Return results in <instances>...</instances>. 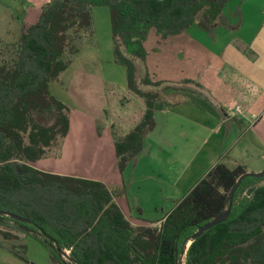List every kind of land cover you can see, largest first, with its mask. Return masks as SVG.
<instances>
[{"label": "trees", "instance_id": "16d2710c", "mask_svg": "<svg viewBox=\"0 0 264 264\" xmlns=\"http://www.w3.org/2000/svg\"><path fill=\"white\" fill-rule=\"evenodd\" d=\"M229 1L51 0L35 24L22 26L11 45L13 56L0 64V211L34 222L54 241L8 216L0 217V225L29 228L27 234L49 251L51 264H179L188 243L186 264H264V177L245 178L227 221L192 239L199 227L228 208L231 191L248 173L242 165L229 168L218 162L159 227L146 229L126 220L102 182L33 167L71 132V110L51 94L50 84L85 45L94 46V7L108 8L113 60L125 67L128 90L145 104L140 122L115 141L122 174L155 128L158 91H186L192 85L204 92L191 80L173 85L149 78L144 42L150 31L163 40L180 35L198 21H215ZM139 62L144 65L140 78ZM34 114L54 115V122L41 125Z\"/></svg>", "mask_w": 264, "mask_h": 264}, {"label": "crops", "instance_id": "0c3cea01", "mask_svg": "<svg viewBox=\"0 0 264 264\" xmlns=\"http://www.w3.org/2000/svg\"><path fill=\"white\" fill-rule=\"evenodd\" d=\"M50 1L26 0L27 26L37 22L42 7ZM107 13L110 19L109 10ZM144 47L152 81L180 85L191 80L204 88L200 92L188 85L186 91H163L164 98L154 109L155 128L146 136L142 152L133 159L153 157V151L160 153L165 147L190 155L173 180V194L180 197L165 198L174 202L164 216L220 161L229 168L242 165L248 173L264 171V0H230L215 21H198L186 32L166 40L152 30ZM111 48L113 53V43ZM167 48L175 57V66L170 69L158 57ZM98 135L99 166L106 161L102 153L112 151L109 158L116 165L117 183L123 190L126 181L118 171L115 143H105L104 147L103 134ZM174 164L172 169L180 167ZM96 181L109 188L101 178ZM27 235L44 248L51 264L46 247ZM11 237L16 239L15 235ZM29 244L28 239L8 246L0 243V249L7 251L0 250V254L10 258L9 264H22V256L32 252L39 255V250H31ZM17 246L20 251L14 250Z\"/></svg>", "mask_w": 264, "mask_h": 264}, {"label": "rangeland", "instance_id": "374dc122", "mask_svg": "<svg viewBox=\"0 0 264 264\" xmlns=\"http://www.w3.org/2000/svg\"><path fill=\"white\" fill-rule=\"evenodd\" d=\"M26 4V0H0V64L13 56L11 45H15L19 40L22 26H27V22H30L24 17ZM93 9L94 46L85 45L69 69L50 84L51 94L71 110V134L66 139L58 140L47 155L33 167L41 171L81 178H101L111 189L114 201L119 204L131 225L137 229L159 227V220L164 217L163 212L168 211L174 202L166 201L165 198L180 197L179 193L173 194V180L190 155L178 154L177 151L165 147L160 153L153 151V157L141 156L137 160H131L123 171L126 181L123 190L117 183L116 165H113L109 158L112 151L102 153L106 161L103 167L99 166L98 134H103L104 147L106 144L112 146L115 141L122 140L142 119L145 104L141 98L128 90L125 67L113 60L108 8ZM169 52L171 51L167 48L158 57L163 60L164 66L170 69L175 66V57ZM140 64L139 62L137 65L138 78L144 76V65L141 64L142 68ZM146 70L148 72L147 66ZM162 82L173 84L169 81ZM143 89L147 90L145 87ZM158 94L163 100V88ZM34 117L44 126H50L54 122V115L34 114ZM178 146L181 147L180 144ZM174 163L180 167L172 169ZM245 196L246 192L242 194V197ZM21 231L16 230L11 222H6L5 226L0 225V243L8 246L9 243H22L28 239L31 250L33 247L37 248L39 255L32 252L22 256V264H50L44 248L29 239L26 231ZM8 235H15L17 241ZM189 245L190 243L180 254L179 264H186ZM14 250L20 251V248L17 246ZM67 253L69 255L70 251ZM65 261L69 262L67 258ZM9 263L10 258L0 254V264Z\"/></svg>", "mask_w": 264, "mask_h": 264}, {"label": "water", "instance_id": "95a60500", "mask_svg": "<svg viewBox=\"0 0 264 264\" xmlns=\"http://www.w3.org/2000/svg\"><path fill=\"white\" fill-rule=\"evenodd\" d=\"M248 177L260 179V178L264 177V171L259 172V173H246V174L242 175L238 179L236 185L234 186L233 190L230 193L228 208L223 213L217 215L212 221H210V222L206 223L205 225L199 227L197 232L192 236L193 240L198 239L208 230H210V229L214 228L215 226L220 225V224L227 221V219L229 218L230 213H231V209H232V205H233V197H234L238 187L240 186L241 182L245 178H248ZM4 216H8L11 219L18 221L22 224L33 226L34 228H36L38 230V232L41 235H43L45 237L46 240L54 241L53 238H51L48 234H46V232L40 226H38L37 224H35L32 221H30L28 219H24V218H22L18 215H15V214H6L5 212L0 211V217L2 218ZM1 218H0V222H1ZM20 228L23 229L24 231H29V228H27L23 225H20ZM66 256H68V255L66 254Z\"/></svg>", "mask_w": 264, "mask_h": 264}]
</instances>
